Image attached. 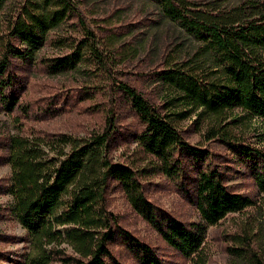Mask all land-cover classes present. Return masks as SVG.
Returning a JSON list of instances; mask_svg holds the SVG:
<instances>
[{"label": "trees", "instance_id": "trees-1", "mask_svg": "<svg viewBox=\"0 0 264 264\" xmlns=\"http://www.w3.org/2000/svg\"><path fill=\"white\" fill-rule=\"evenodd\" d=\"M153 1L162 16L180 28L188 45L167 55L155 72L154 81L165 94L161 104L126 82L117 84L141 122L142 128L131 135L150 165L141 167L111 155L120 134L112 116L104 129L85 136L26 133L18 127L0 141L5 153L1 161L11 167L0 192L8 193L6 207L33 247L16 264H127L115 251L120 244L138 264H168L158 249L134 235L110 210L112 183L190 264H214L204 250L208 227L253 200L228 186V170L214 162L209 147L185 137L181 123L193 117L205 141H218L231 151L264 192V129L254 141L242 129L253 119L264 123V1L228 11L188 0ZM4 2L0 0V15ZM73 18L80 20L75 0H28L12 18L2 21L0 16V110L41 120L58 114L64 102L95 97L96 92L82 88L78 96L22 100L25 79L18 70L36 63L37 52L57 41L53 33ZM85 47L79 42L73 53L41 62L55 74L75 70L90 59ZM156 173L183 192L196 208L198 221L185 222L149 198L145 180ZM250 237L246 232L232 234L235 246L230 253L243 264H264ZM65 242L71 254L62 246Z\"/></svg>", "mask_w": 264, "mask_h": 264}, {"label": "rangeland", "instance_id": "rangeland-1", "mask_svg": "<svg viewBox=\"0 0 264 264\" xmlns=\"http://www.w3.org/2000/svg\"><path fill=\"white\" fill-rule=\"evenodd\" d=\"M28 0H5L1 20L16 15ZM200 7H220L222 10L233 8L246 9L264 0H188ZM80 20L71 19L54 34L57 41L48 42L39 52L36 63L18 70L25 79V92L22 100L37 98L47 100L65 93L79 95L82 88L96 92L95 97L77 98L66 103L60 112L41 120L20 119L16 111L9 113L0 110V141L4 142L18 127L26 133L66 132L85 136L94 130L104 129L110 116L115 119L120 134L111 149L115 159L149 166L150 160L132 138V133L142 126L136 114L125 102L118 89L119 82H126L153 103L161 104L165 95L155 83L156 71L163 67L167 55L175 49L185 47L184 34L173 22L162 16L159 5L153 0H75ZM81 42L88 51L89 60L81 63L75 70L51 73L46 70L42 58L65 56L73 53ZM110 69L108 73L107 70ZM82 94V93H81ZM81 98V96H80ZM196 117L184 120L181 129L185 137L194 144L209 147L215 153L214 162L228 170L227 184L235 192L249 196L253 203L242 211L229 213L216 225L208 227L204 250L211 263L243 264L240 258L230 253L235 246L232 234L248 233L254 247L264 256V192L259 191L250 173L238 163L233 153L218 141H205ZM252 141L262 132L264 123L253 119L242 128ZM264 143V141L262 142ZM4 151L0 146V186H5L11 174V167L4 164ZM145 191L150 199L169 210L185 222L199 220L196 208L187 200L176 185L160 173L152 174L145 180ZM8 193L0 192V264H16L23 261L33 250L26 230L11 215L6 205ZM108 205L122 225L134 235L159 250L168 264H190L179 252L165 243L151 226L141 218L129 204L124 192L112 183L108 192ZM67 253H72L69 243L62 244ZM115 251L127 264H138L133 254L123 245Z\"/></svg>", "mask_w": 264, "mask_h": 264}]
</instances>
